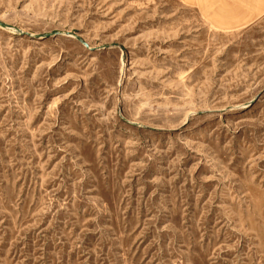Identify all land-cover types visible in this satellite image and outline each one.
<instances>
[{"label":"rangeland","instance_id":"obj_1","mask_svg":"<svg viewBox=\"0 0 264 264\" xmlns=\"http://www.w3.org/2000/svg\"><path fill=\"white\" fill-rule=\"evenodd\" d=\"M0 264H264V0H0Z\"/></svg>","mask_w":264,"mask_h":264}]
</instances>
